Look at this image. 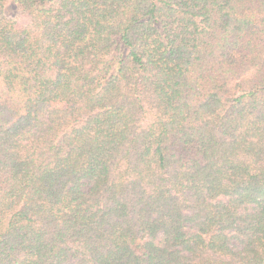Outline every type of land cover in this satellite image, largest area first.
I'll return each mask as SVG.
<instances>
[{
    "label": "trees",
    "instance_id": "1",
    "mask_svg": "<svg viewBox=\"0 0 264 264\" xmlns=\"http://www.w3.org/2000/svg\"><path fill=\"white\" fill-rule=\"evenodd\" d=\"M0 264H264V0H0Z\"/></svg>",
    "mask_w": 264,
    "mask_h": 264
}]
</instances>
